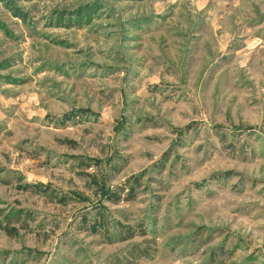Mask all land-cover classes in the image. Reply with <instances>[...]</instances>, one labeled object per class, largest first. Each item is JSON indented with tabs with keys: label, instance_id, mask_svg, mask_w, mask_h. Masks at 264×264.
<instances>
[{
	"label": "rangeland",
	"instance_id": "rangeland-1",
	"mask_svg": "<svg viewBox=\"0 0 264 264\" xmlns=\"http://www.w3.org/2000/svg\"><path fill=\"white\" fill-rule=\"evenodd\" d=\"M0 264H264V0H0Z\"/></svg>",
	"mask_w": 264,
	"mask_h": 264
}]
</instances>
